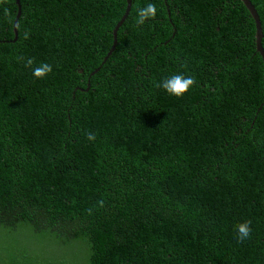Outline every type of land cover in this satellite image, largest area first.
<instances>
[{
	"label": "trees",
	"instance_id": "16d2710c",
	"mask_svg": "<svg viewBox=\"0 0 264 264\" xmlns=\"http://www.w3.org/2000/svg\"><path fill=\"white\" fill-rule=\"evenodd\" d=\"M20 7L13 42L19 6L0 3V227L80 243L84 264H264L263 60L242 1L132 0L104 64L127 0ZM178 73L196 81L182 97L154 86Z\"/></svg>",
	"mask_w": 264,
	"mask_h": 264
},
{
	"label": "rangeland",
	"instance_id": "374dc122",
	"mask_svg": "<svg viewBox=\"0 0 264 264\" xmlns=\"http://www.w3.org/2000/svg\"><path fill=\"white\" fill-rule=\"evenodd\" d=\"M0 250V264H4L7 258L34 259L42 264L47 259L48 264H84V245L59 246L27 224L19 225L16 229L0 227ZM53 257L56 258L54 262L49 260Z\"/></svg>",
	"mask_w": 264,
	"mask_h": 264
},
{
	"label": "clouds",
	"instance_id": "9594fccd",
	"mask_svg": "<svg viewBox=\"0 0 264 264\" xmlns=\"http://www.w3.org/2000/svg\"><path fill=\"white\" fill-rule=\"evenodd\" d=\"M4 0H0L3 3ZM156 5L154 3H147L144 7L137 9L135 23L137 26L143 25L146 21L155 19ZM5 15H8L5 9ZM20 59H24L21 57ZM34 64L33 58L29 57L25 60V67H32ZM52 72V66L46 62L40 63L32 69V75L36 79H43ZM195 78L192 76H184L183 74H175L171 77L163 79L160 83L155 84L157 88H162L168 95L180 98L185 95L190 88L195 84ZM87 139L93 141L95 135L92 133L87 134ZM251 221H245L236 225V238L239 242H243L251 237L252 229L250 227Z\"/></svg>",
	"mask_w": 264,
	"mask_h": 264
},
{
	"label": "water",
	"instance_id": "95a60500",
	"mask_svg": "<svg viewBox=\"0 0 264 264\" xmlns=\"http://www.w3.org/2000/svg\"><path fill=\"white\" fill-rule=\"evenodd\" d=\"M242 3L244 4V6L247 8V10L249 11V13L251 14L254 22H255V28H256V49H257V53H259L262 57L263 60V77H264V51H263V29H262V24H261V20H260V16L258 14V11L256 9V7L253 5V3L251 2V0H241ZM18 6H19V11L17 14V18L16 21L14 23V31H15V40L13 42H16L18 39V30H17V23L21 17V7H20V0H16ZM131 7H132V0H127V8L125 11V14L123 16V18L121 19V21L116 25L114 31H113V36H114V44L112 49L109 51L108 55L105 57L103 64L106 63L108 61V59L111 57V55L113 54V52L115 51L116 47H117V43H118V32L120 27L123 25L124 21L127 19L130 11H131ZM100 69H98L97 71H95L92 76L94 74H96ZM264 104V103H263ZM263 106V105H262Z\"/></svg>",
	"mask_w": 264,
	"mask_h": 264
}]
</instances>
